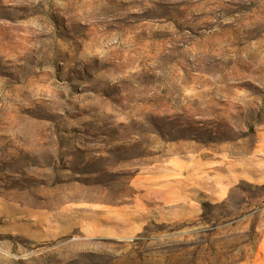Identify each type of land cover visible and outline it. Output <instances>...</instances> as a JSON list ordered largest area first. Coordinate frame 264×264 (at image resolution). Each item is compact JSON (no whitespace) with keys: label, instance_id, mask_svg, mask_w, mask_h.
Returning a JSON list of instances; mask_svg holds the SVG:
<instances>
[{"label":"rangeland","instance_id":"obj_1","mask_svg":"<svg viewBox=\"0 0 264 264\" xmlns=\"http://www.w3.org/2000/svg\"><path fill=\"white\" fill-rule=\"evenodd\" d=\"M0 264H264V0H0Z\"/></svg>","mask_w":264,"mask_h":264}]
</instances>
